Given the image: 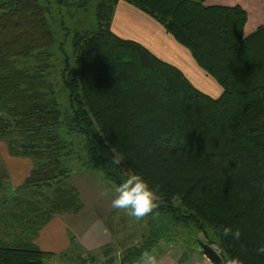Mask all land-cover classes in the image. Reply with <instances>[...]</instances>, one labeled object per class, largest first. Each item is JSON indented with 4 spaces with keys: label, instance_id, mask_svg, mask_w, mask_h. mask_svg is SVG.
<instances>
[{
    "label": "trees",
    "instance_id": "1",
    "mask_svg": "<svg viewBox=\"0 0 264 264\" xmlns=\"http://www.w3.org/2000/svg\"><path fill=\"white\" fill-rule=\"evenodd\" d=\"M118 2L184 46L220 95L201 93L178 68L112 33ZM95 9L97 29L73 35L61 63L63 118L57 101L43 92L42 71L15 67L51 59L47 8L40 0H0V140L12 155L33 162L17 193L35 190L48 203L29 205L35 216L42 214L33 219L31 235L54 216L83 207L77 190L64 185L74 172L62 164L68 148L56 133L62 127L84 140L87 170L101 171L117 186L123 173L138 174L159 197V208L146 217L147 237L120 264H135L164 243L169 227L202 234L223 264L233 257L264 264V27L244 36L242 8L194 0H98ZM12 135L19 140H8ZM113 149L124 156L120 165L113 163ZM44 188L52 189L49 196ZM224 228L239 230L240 240L224 237ZM23 231L26 236L23 227L11 240L0 232V264H44L51 256Z\"/></svg>",
    "mask_w": 264,
    "mask_h": 264
},
{
    "label": "rangeland",
    "instance_id": "2",
    "mask_svg": "<svg viewBox=\"0 0 264 264\" xmlns=\"http://www.w3.org/2000/svg\"><path fill=\"white\" fill-rule=\"evenodd\" d=\"M40 1L47 8V21L54 35V43L50 49L52 57L47 61L36 59L17 61L15 67L27 70L31 74L39 70L42 71H39V74L43 92L49 98L57 101L63 113V118H65L68 114V105L67 94L61 85V63L66 56H70L73 35L82 31H95L97 29L95 7L98 0ZM120 13L121 9L117 5L114 7L110 18L112 33L120 38L133 41L141 38L146 39L151 42L149 48L151 50L157 48L159 52L166 55L167 60L174 62L175 66L198 91L211 98L220 95L221 87L197 66L190 52L184 46L174 41V45L178 47L176 48L167 39L151 41L150 37H154V33L151 31L148 34L149 29L146 24L141 26L142 21L134 18L126 21L125 24ZM164 33L166 34V32ZM166 35L171 37L169 34ZM56 133L68 144L66 154L62 158V164L68 170L74 172L68 177L64 185L79 191L83 206L78 214H63L62 219H69V223H71L70 219L72 221L75 219L77 221L75 224H78L79 227L91 220H98L106 228V231L113 235V240L110 245L103 246V243H101L103 242L102 236H95L93 240L85 241V245L88 247L98 246L99 249L86 252L84 246H81L76 237L72 236L71 239L74 242L68 252L47 258L44 264H108L109 261H116V264H120L123 255L133 247L137 248L142 240L147 237L148 219L145 217L137 221L135 218L129 217L126 212L112 208L111 201L115 197L117 185L105 178L101 171L87 170L84 140L81 137L68 134L67 130L62 127L56 129ZM17 139L14 135L8 138L12 141ZM33 167L32 160L12 155L7 143L0 140V232L5 240H11L15 234H21L23 227L27 231L26 236L30 240L33 239L36 235H31V230L35 229L34 224L38 223L37 220L33 219H38L42 215L35 216L33 212L35 208L33 207L40 205L44 208L48 205L44 199H41L40 194L35 193V190L17 193L18 187L22 185ZM129 175L128 172L127 174L126 172L123 173L121 180L124 182ZM42 191V193L49 196L52 189L44 188ZM30 204L34 206H29ZM67 215L74 217L69 218ZM29 228L30 230H28ZM73 231L75 232V230ZM169 231L170 237L167 234V239L164 243L160 242L153 249L154 252L158 251L159 248L176 245L178 249L184 251L183 258L191 256L208 262V259L201 253L199 246V243H207L202 234L191 228L182 229L181 227H169ZM22 236L26 237L24 231ZM104 248H108V251H103ZM158 254L156 255L158 256ZM138 261L135 264H138Z\"/></svg>",
    "mask_w": 264,
    "mask_h": 264
},
{
    "label": "crops",
    "instance_id": "3",
    "mask_svg": "<svg viewBox=\"0 0 264 264\" xmlns=\"http://www.w3.org/2000/svg\"><path fill=\"white\" fill-rule=\"evenodd\" d=\"M194 1H203V3L207 6H224V7L238 6L242 8L247 15V20L243 30L244 36H249L255 33L258 29L264 27V0H194ZM117 5L121 9L120 14L125 24L126 21H130L132 18L139 19L140 21H142L140 24L141 26L144 24L148 26L149 29L148 34L151 31L154 33V37H150L151 41L152 40L158 41L159 39L160 40L167 39L170 41V44L172 46L176 47L174 45L175 44L174 40L171 37H168V35H166L167 33L166 34L164 33L165 30L149 16L140 12L139 10L135 9L134 7L128 5L125 2H118L116 6ZM136 41L137 43L145 47L153 55H155L157 58L161 59L166 63L169 64L172 63L175 66V63L172 62L171 60H167L166 55L162 54V52H159L157 48L156 49L152 48L151 50V48H149L151 47L150 46L151 42H148L144 38L137 39ZM163 56H165L166 58H164ZM77 192L79 193L78 190ZM79 198L81 200L80 193H79ZM72 215H67V216L71 218ZM62 218L63 215H57L51 218L44 226L41 227V229L38 231V233L36 234V236L32 241L41 251L45 253H50L51 256L49 258L61 253H67L69 248L71 247L72 236L76 237L78 243H80L81 246H84V250H86V252H92L99 249L98 246L88 247L85 245V241L89 242L88 240H93L95 236L98 237L102 236L103 242L101 243H103V246L110 245L113 240L112 238L113 235H111L110 232L106 231V228H104L103 224L98 220H91L87 224L79 227L77 226L78 224H75L77 223L75 219H73V221L72 219H70L72 223L71 224L69 223V219L64 220ZM73 230H75V232ZM77 241L75 240V242ZM154 253L155 254L159 253L157 258L160 264H210L209 261L204 262L196 257L187 256L183 258L184 251L181 250L180 248L178 249L176 245L159 248L158 251L156 250Z\"/></svg>",
    "mask_w": 264,
    "mask_h": 264
},
{
    "label": "clouds",
    "instance_id": "4",
    "mask_svg": "<svg viewBox=\"0 0 264 264\" xmlns=\"http://www.w3.org/2000/svg\"><path fill=\"white\" fill-rule=\"evenodd\" d=\"M114 151L113 163L120 165L124 161V156ZM107 194V193H105ZM159 197L153 191L148 182L138 174H130L129 177L115 188V197L111 201L112 208L126 212L129 217L137 221L144 219L159 208ZM224 237L231 236L236 241L240 240L239 230L233 232L230 228L222 230ZM264 253V248L260 249ZM138 264H160L157 255L153 251H144L138 261ZM228 264H242L239 257H233L228 260Z\"/></svg>",
    "mask_w": 264,
    "mask_h": 264
},
{
    "label": "water",
    "instance_id": "5",
    "mask_svg": "<svg viewBox=\"0 0 264 264\" xmlns=\"http://www.w3.org/2000/svg\"><path fill=\"white\" fill-rule=\"evenodd\" d=\"M201 253L208 259L210 264H223L219 253L207 243H199Z\"/></svg>",
    "mask_w": 264,
    "mask_h": 264
}]
</instances>
